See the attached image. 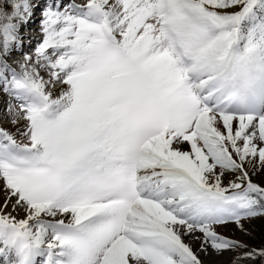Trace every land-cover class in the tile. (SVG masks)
<instances>
[{
	"label": "snow or ice",
	"instance_id": "obj_1",
	"mask_svg": "<svg viewBox=\"0 0 264 264\" xmlns=\"http://www.w3.org/2000/svg\"><path fill=\"white\" fill-rule=\"evenodd\" d=\"M260 175L264 0H0V264H264Z\"/></svg>",
	"mask_w": 264,
	"mask_h": 264
},
{
	"label": "rangeland",
	"instance_id": "obj_2",
	"mask_svg": "<svg viewBox=\"0 0 264 264\" xmlns=\"http://www.w3.org/2000/svg\"><path fill=\"white\" fill-rule=\"evenodd\" d=\"M79 2V0L77 1ZM38 25V24H37ZM185 150H188L187 148ZM261 180H264V175L253 176V181L256 183H260ZM262 219L257 218L254 220L253 218L250 220H244V230L241 231L238 226H236L234 223H230L227 226L221 227L218 229V231L228 237V238H234L238 239L241 242L246 243L249 248H255L253 245L255 240L258 239L257 232L259 231V228L257 226V222H259ZM195 247V246H194Z\"/></svg>",
	"mask_w": 264,
	"mask_h": 264
},
{
	"label": "trees",
	"instance_id": "obj_3",
	"mask_svg": "<svg viewBox=\"0 0 264 264\" xmlns=\"http://www.w3.org/2000/svg\"><path fill=\"white\" fill-rule=\"evenodd\" d=\"M257 218L262 219V220L257 222V226L259 228V231L257 232L258 239L255 240V242L253 244L255 246V248L260 246V245H262V244H264V216H257V217H255L253 219L256 220Z\"/></svg>",
	"mask_w": 264,
	"mask_h": 264
},
{
	"label": "bare ground",
	"instance_id": "obj_4",
	"mask_svg": "<svg viewBox=\"0 0 264 264\" xmlns=\"http://www.w3.org/2000/svg\"><path fill=\"white\" fill-rule=\"evenodd\" d=\"M33 19H34V17H33ZM33 19L29 22V24L23 30L30 31V30H32L34 28L33 25L35 24V21H33ZM24 34H27L26 36L29 37L28 36V32H25Z\"/></svg>",
	"mask_w": 264,
	"mask_h": 264
}]
</instances>
